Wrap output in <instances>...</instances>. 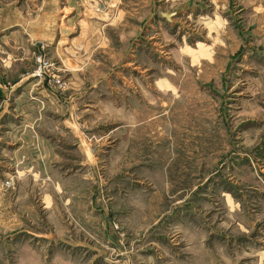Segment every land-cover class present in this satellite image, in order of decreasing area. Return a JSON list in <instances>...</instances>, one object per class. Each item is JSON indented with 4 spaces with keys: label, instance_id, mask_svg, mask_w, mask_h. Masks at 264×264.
<instances>
[{
    "label": "rangeland",
    "instance_id": "374dc122",
    "mask_svg": "<svg viewBox=\"0 0 264 264\" xmlns=\"http://www.w3.org/2000/svg\"><path fill=\"white\" fill-rule=\"evenodd\" d=\"M45 1L0 0V9L13 4L31 18L42 15ZM55 1L57 30L61 24L70 36L78 26L86 52L60 55L41 35L24 47L30 59L21 70L24 83L32 81L30 101L39 104V117L28 120L38 129L34 137L51 146L48 164L29 171L60 182L46 186L44 199L35 194L39 218L23 225L29 232H18L15 206L0 213V264H123L130 251V264H264V0L193 7L121 0L114 19L111 0H96L79 12L88 23L63 22L73 12H63L65 0ZM11 29L17 27L3 32ZM132 29L140 33L128 43ZM177 97L185 103L175 106ZM175 107L181 118L169 120ZM195 140L197 150L179 144ZM5 145L0 139V150ZM8 163L0 164V182L15 177L21 160ZM90 191L117 246L103 240L72 247L48 236L49 197L74 225L63 197Z\"/></svg>",
    "mask_w": 264,
    "mask_h": 264
},
{
    "label": "crops",
    "instance_id": "0c3cea01",
    "mask_svg": "<svg viewBox=\"0 0 264 264\" xmlns=\"http://www.w3.org/2000/svg\"><path fill=\"white\" fill-rule=\"evenodd\" d=\"M95 1L96 0H65L63 12L65 11V13L69 14L73 12V14L67 15L66 21L64 20L63 22H85V20H87L86 16L80 14L83 11L82 5H85L84 3H89V5L92 6ZM141 1L143 6L148 5L150 7H152L155 2L154 0ZM164 1L167 5L172 4L177 7L179 5H181L180 7H193L194 5L210 6L209 2H212L211 0H206L207 3L202 4L201 0H160L161 3ZM120 3L121 0H111V4L108 6L111 7V11L109 12L111 15L109 18L114 19L117 11H113V7L119 6ZM257 5L258 2H256V6ZM136 6H138V4L135 5V7ZM77 7L79 9H77ZM135 7L133 11H135ZM56 8L57 4L55 0H46L42 15L36 14L35 17L31 18L25 17L23 11H20V9L13 4L2 5L0 9V123H2L3 119L6 120L7 117H10V119L6 120L7 123H9L8 127L6 126L7 129L0 135V139L7 143V145L3 146L0 150V164L1 162L9 161V168H12L13 165L21 160V163L17 165L15 170L17 174L13 175L15 177L11 176V187L6 188L7 190H4L3 196L1 195L0 197L3 199V203H6L3 208L0 207V213H4L5 209L9 206H15L17 221L19 222H16L15 225L19 227L18 232L27 230L24 229L25 226L23 225H34L39 218V204L34 202L35 194H43L42 198L44 199L46 193H48V187L46 186L56 181L58 183L60 182L59 177L55 175L33 176V173L29 171V169L33 168L35 165L39 167L41 161L44 162L43 164H48V161H50L49 153L51 146L48 142L36 140L34 134L38 129L32 127L33 124L28 121L29 119L31 121L33 118L39 117L37 111L39 104L37 101H34V99L31 101L29 99V92H31L29 87H31L30 83L32 81L24 83L27 76H24V71L21 69L24 67L23 61H29L30 59L29 49L27 50L24 47H29L31 41L40 40L41 35L43 36L42 38H45L48 42H55L54 50L60 55L61 52L63 54H69L71 52V55H75L78 49V53L82 54L86 52L84 50L88 47L86 36L78 29V26L75 25L77 33L70 36L67 31L64 32L65 35L62 34V31H60L61 24L60 29L58 28L59 30H57L55 21H52L53 18L55 20L54 14ZM86 9L87 8L84 7L85 11H87ZM229 16L234 17L231 12ZM110 24L116 25L117 23L111 22ZM14 27H17L16 31L11 29L12 31L8 33L3 32ZM73 28L75 27L71 26L70 29ZM21 29H23L24 32H22ZM25 33L27 34L25 38L27 41L26 43L23 42V34ZM138 33L140 32L135 31V29H132V31L129 30L127 32L128 43L129 40L134 39V36ZM63 35L67 36L64 38L65 40L62 39ZM144 37L150 39L153 37V33H146ZM129 45H133L132 41H130ZM158 86H164V84L160 83ZM19 88H21V90H19ZM160 93L161 95L166 94L164 91H160ZM181 103L184 104L185 101L182 98L180 99V97L175 98L173 102L175 106ZM175 110L177 111L176 107L174 109L171 108L167 113L169 120L171 118H181L178 113H174L176 112ZM179 111L180 110H178V112ZM68 119V122L71 123L70 118ZM171 123L174 122L172 121ZM66 125L71 127V125L67 123ZM178 127L179 125L172 126L171 130L176 133ZM196 141L197 140L191 143L185 142L179 144H181L182 149L191 145L194 150H197L198 143ZM40 150L46 152V156H40ZM3 172L5 171L0 168V174ZM35 181H37V185ZM76 190L78 189L76 188ZM90 193L91 194L82 193L80 197H63V203L69 206V215L75 219L74 225L73 223H70V225L67 224L66 221L62 219V216L54 210V207L60 205L59 203L56 202V206L54 204L50 206L51 199L49 197L48 201H46L47 205L50 207L47 213V222L50 226L49 230H51V233H49L48 236L57 237L72 247H96L98 246L97 243H101L103 240H106L108 244L111 243L117 246L115 242L117 241L115 230L111 227V223L107 221L108 214L105 212L104 208L98 204L99 199L93 191H90ZM92 198H94V200ZM24 199H26V201H24ZM9 200L13 201L11 202ZM95 207H97L96 210L93 209ZM260 216L264 217V214ZM2 222L4 221L0 217V223ZM241 222L242 226H248L244 225L243 220ZM134 231L135 227L133 226V232ZM27 232H29V228ZM187 235L188 234L185 233V237ZM133 253L134 252L131 251L129 252L128 261L133 260ZM201 254L206 256L209 252L201 250L200 255ZM259 261H263V258H260Z\"/></svg>",
    "mask_w": 264,
    "mask_h": 264
},
{
    "label": "built area",
    "instance_id": "2783aa9c",
    "mask_svg": "<svg viewBox=\"0 0 264 264\" xmlns=\"http://www.w3.org/2000/svg\"><path fill=\"white\" fill-rule=\"evenodd\" d=\"M36 59H37V61H38V63L40 64L39 65V67H41V70H42V64H43V60H42V57H41V55L39 54L38 56H36ZM37 73H39V72H37ZM11 181L9 180V179H4V180H2L1 182H0V190L2 189V190H4V189H6V188H9V187H11ZM123 264H130L129 263V261L127 260V261H125Z\"/></svg>",
    "mask_w": 264,
    "mask_h": 264
},
{
    "label": "water",
    "instance_id": "95a60500",
    "mask_svg": "<svg viewBox=\"0 0 264 264\" xmlns=\"http://www.w3.org/2000/svg\"><path fill=\"white\" fill-rule=\"evenodd\" d=\"M162 16L169 18V14H167V13H163Z\"/></svg>",
    "mask_w": 264,
    "mask_h": 264
}]
</instances>
